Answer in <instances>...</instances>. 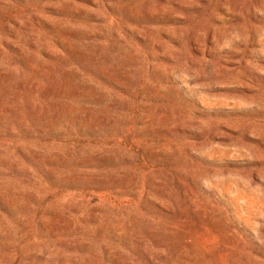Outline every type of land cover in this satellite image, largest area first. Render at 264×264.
<instances>
[{
    "label": "rangeland",
    "instance_id": "rangeland-1",
    "mask_svg": "<svg viewBox=\"0 0 264 264\" xmlns=\"http://www.w3.org/2000/svg\"><path fill=\"white\" fill-rule=\"evenodd\" d=\"M0 264H264V0H0Z\"/></svg>",
    "mask_w": 264,
    "mask_h": 264
}]
</instances>
